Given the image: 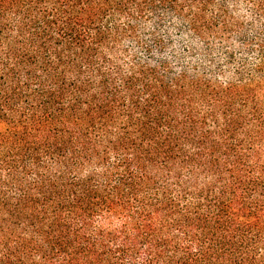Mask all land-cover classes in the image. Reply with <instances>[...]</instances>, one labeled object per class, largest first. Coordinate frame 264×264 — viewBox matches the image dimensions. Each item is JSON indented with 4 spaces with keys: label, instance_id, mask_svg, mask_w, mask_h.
Masks as SVG:
<instances>
[{
    "label": "trees",
    "instance_id": "trees-1",
    "mask_svg": "<svg viewBox=\"0 0 264 264\" xmlns=\"http://www.w3.org/2000/svg\"><path fill=\"white\" fill-rule=\"evenodd\" d=\"M0 264H264V0H0Z\"/></svg>",
    "mask_w": 264,
    "mask_h": 264
}]
</instances>
